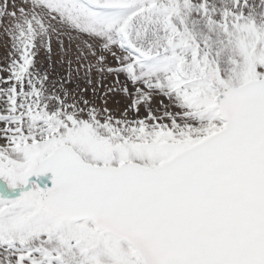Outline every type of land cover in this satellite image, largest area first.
Returning <instances> with one entry per match:
<instances>
[{
    "label": "snow or ice",
    "instance_id": "1",
    "mask_svg": "<svg viewBox=\"0 0 264 264\" xmlns=\"http://www.w3.org/2000/svg\"><path fill=\"white\" fill-rule=\"evenodd\" d=\"M0 35V264H264V0H0Z\"/></svg>",
    "mask_w": 264,
    "mask_h": 264
},
{
    "label": "rangeland",
    "instance_id": "2",
    "mask_svg": "<svg viewBox=\"0 0 264 264\" xmlns=\"http://www.w3.org/2000/svg\"><path fill=\"white\" fill-rule=\"evenodd\" d=\"M256 3L259 2V0H255ZM5 37L3 35H0V64H3L4 57L7 55V49L5 47ZM54 55L52 56L51 61H47L46 58L43 57V54H41V60H42V66L46 68L53 79H57L59 76L66 74L68 71V66L66 63H61V56L59 53V46L54 44ZM49 64L51 67H49ZM114 78H108L105 81V84H109L112 82ZM123 79V77H121ZM72 87H75V85H72ZM122 95V94H121ZM121 95H117L114 99L116 103L110 102V106L116 107L117 103L121 99Z\"/></svg>",
    "mask_w": 264,
    "mask_h": 264
},
{
    "label": "water",
    "instance_id": "3",
    "mask_svg": "<svg viewBox=\"0 0 264 264\" xmlns=\"http://www.w3.org/2000/svg\"><path fill=\"white\" fill-rule=\"evenodd\" d=\"M50 175V174H49Z\"/></svg>",
    "mask_w": 264,
    "mask_h": 264
}]
</instances>
